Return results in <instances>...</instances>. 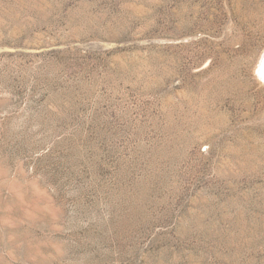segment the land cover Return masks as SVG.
<instances>
[{
	"label": "rangeland",
	"instance_id": "1",
	"mask_svg": "<svg viewBox=\"0 0 264 264\" xmlns=\"http://www.w3.org/2000/svg\"><path fill=\"white\" fill-rule=\"evenodd\" d=\"M0 264H264V0H0Z\"/></svg>",
	"mask_w": 264,
	"mask_h": 264
}]
</instances>
